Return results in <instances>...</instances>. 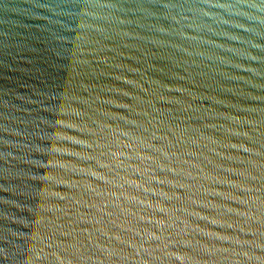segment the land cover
<instances>
[{
	"label": "water",
	"instance_id": "1",
	"mask_svg": "<svg viewBox=\"0 0 264 264\" xmlns=\"http://www.w3.org/2000/svg\"><path fill=\"white\" fill-rule=\"evenodd\" d=\"M0 264H264V0H0Z\"/></svg>",
	"mask_w": 264,
	"mask_h": 264
}]
</instances>
